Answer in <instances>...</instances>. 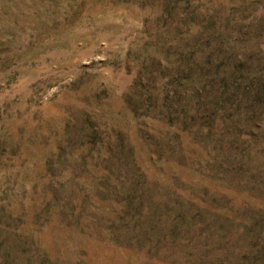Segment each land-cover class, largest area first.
<instances>
[{
    "label": "rangeland",
    "instance_id": "1",
    "mask_svg": "<svg viewBox=\"0 0 264 264\" xmlns=\"http://www.w3.org/2000/svg\"><path fill=\"white\" fill-rule=\"evenodd\" d=\"M0 264H264V0H0Z\"/></svg>",
    "mask_w": 264,
    "mask_h": 264
}]
</instances>
